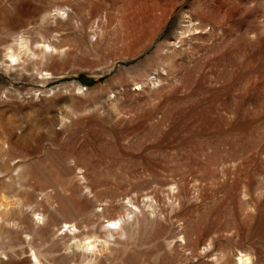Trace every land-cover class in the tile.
<instances>
[{"label":"rangeland","instance_id":"obj_1","mask_svg":"<svg viewBox=\"0 0 264 264\" xmlns=\"http://www.w3.org/2000/svg\"><path fill=\"white\" fill-rule=\"evenodd\" d=\"M0 264H264V0H0Z\"/></svg>","mask_w":264,"mask_h":264},{"label":"clouds","instance_id":"obj_2","mask_svg":"<svg viewBox=\"0 0 264 264\" xmlns=\"http://www.w3.org/2000/svg\"><path fill=\"white\" fill-rule=\"evenodd\" d=\"M10 58H11L12 60H15V59H16V57H15V56H11Z\"/></svg>","mask_w":264,"mask_h":264},{"label":"bare ground","instance_id":"obj_3","mask_svg":"<svg viewBox=\"0 0 264 264\" xmlns=\"http://www.w3.org/2000/svg\"><path fill=\"white\" fill-rule=\"evenodd\" d=\"M89 244H93V243H89ZM89 244H87V245H89Z\"/></svg>","mask_w":264,"mask_h":264}]
</instances>
